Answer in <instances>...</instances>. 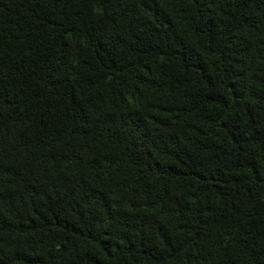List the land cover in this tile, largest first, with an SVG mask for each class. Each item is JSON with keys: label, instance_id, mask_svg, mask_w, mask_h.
Wrapping results in <instances>:
<instances>
[{"label": "trees", "instance_id": "obj_1", "mask_svg": "<svg viewBox=\"0 0 264 264\" xmlns=\"http://www.w3.org/2000/svg\"><path fill=\"white\" fill-rule=\"evenodd\" d=\"M0 264H264V0H0Z\"/></svg>", "mask_w": 264, "mask_h": 264}]
</instances>
